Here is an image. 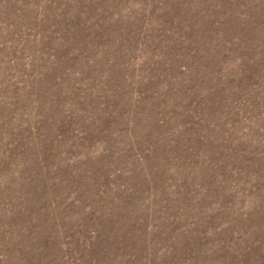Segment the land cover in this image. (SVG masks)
I'll list each match as a JSON object with an SVG mask.
<instances>
[{
	"label": "rangeland",
	"instance_id": "obj_1",
	"mask_svg": "<svg viewBox=\"0 0 264 264\" xmlns=\"http://www.w3.org/2000/svg\"><path fill=\"white\" fill-rule=\"evenodd\" d=\"M0 264H264V0H0Z\"/></svg>",
	"mask_w": 264,
	"mask_h": 264
}]
</instances>
